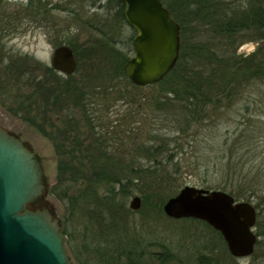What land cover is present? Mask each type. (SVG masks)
Returning <instances> with one entry per match:
<instances>
[{
	"label": "trees",
	"instance_id": "obj_1",
	"mask_svg": "<svg viewBox=\"0 0 264 264\" xmlns=\"http://www.w3.org/2000/svg\"><path fill=\"white\" fill-rule=\"evenodd\" d=\"M1 2L2 0L0 5ZM116 2L120 6L118 14L121 20L126 21L123 14L124 4L120 0ZM162 2L180 25V55L171 72L161 82L151 86L158 89L159 95L149 99L153 111L147 119L155 120L164 116V119L171 121L175 132L149 131L146 138L140 141L139 131L142 126L117 132L113 129L114 126L108 125L96 131V126L101 125H96L92 113L85 116L83 126L82 120L78 119L75 113L80 108L88 113L87 108L93 104L94 100L89 99L90 93L87 92L90 78L81 83L73 80L74 74L62 79L52 67L44 70V76H32V71L29 73V81L35 86L32 94L42 98L45 107L41 111L36 102L31 100L29 103L31 110L27 111L26 119L41 133L48 135V132H52L51 135L55 136L53 137L55 151L59 156L57 168L59 185L64 184L67 189H73L77 193L72 197L67 192L62 194L71 217L75 214L79 216L82 228L81 231H76L78 234L73 231L69 233L65 227L61 231L75 264H86L82 262L81 256L90 261L87 264H150V260L155 257L162 264L182 262L173 253L156 256L155 253H149L150 258L147 256L146 250L159 242L152 241L149 236L145 237L146 234L140 235L136 231L135 227L140 223L131 222L132 211L127 208L125 198L118 199L119 193L116 189L127 197L133 187L141 185L142 209L148 213L143 216L141 228H144L152 215L164 216L165 201L182 188L187 177L192 178L200 174L199 163L204 142L199 138L200 132L188 130L206 120L209 114L217 115L225 107L235 106L243 99L246 91L251 89L252 93L257 92L260 83L264 84V50L257 47L255 51L243 56L237 54V48L234 47L235 44L237 46L251 41L255 43L264 41V0H162ZM92 3L94 6L96 0ZM28 8H32L35 13H30L37 17L48 12L45 6L35 5L32 1L29 2ZM18 20V17L12 20L6 16L0 19L1 64L5 61L2 38L15 34L19 25ZM92 27L95 30L100 29L95 23ZM102 33L104 41L98 40L100 41L98 45L87 46L85 51L94 55L98 53L97 48L100 47L102 51L112 54L110 64L114 78H119L133 88H140L133 85L124 74L123 67L129 59L127 52L117 49L113 38L107 37V32ZM69 46L74 50L78 61L77 49L72 43ZM18 66L20 64L10 60L3 66L4 73L1 75L6 74L7 77V74L17 73L19 80V75L27 71H20L21 66ZM3 81H7V78ZM124 98L127 104L135 105L131 113L136 112V109H142V102L137 98H130L128 93ZM263 103L264 97L258 98L254 95L253 101L247 104L246 111H250L252 105L256 111L258 105ZM210 110L213 112L210 113ZM256 112L260 114L257 119L264 121V112L260 110ZM31 113L42 116L43 125L39 124ZM56 113L64 117L65 123L59 124V121H56ZM149 124L152 125V122ZM109 136L115 140L112 142ZM129 140L133 144L130 145ZM132 145L136 152L135 157L131 156L130 150L127 149ZM243 145H247V142ZM243 145L234 143L230 147L233 148L229 152V162L234 155L238 156H234L235 166L241 161V156L237 152H240ZM250 145L253 147V142ZM140 153L143 159L149 161L148 164H141L136 160ZM225 156L223 153L222 157ZM190 157L195 158V162H190ZM137 182L140 184H136ZM102 187L106 189L105 195L97 193ZM245 193L247 194L241 199L246 201L256 195L253 188ZM234 196L238 199V194ZM150 197L153 199L150 200ZM261 201L255 205L258 209L255 226L259 237L257 248L264 246V218L261 212L264 201ZM96 214L102 215V220H99ZM201 223L219 236L225 247V254H228L220 233L205 222ZM76 237L81 238V246H77ZM230 257L233 259L231 255ZM196 264L218 263L216 260L212 261L208 255H199Z\"/></svg>",
	"mask_w": 264,
	"mask_h": 264
},
{
	"label": "rangeland",
	"instance_id": "obj_2",
	"mask_svg": "<svg viewBox=\"0 0 264 264\" xmlns=\"http://www.w3.org/2000/svg\"><path fill=\"white\" fill-rule=\"evenodd\" d=\"M30 1L35 5L45 6L48 12L38 16L39 18L37 15L31 14L30 12H33V9L28 8ZM99 5L102 7H98ZM0 6L2 7L0 9V19L5 16L8 19L11 17L12 20L15 17L19 18V25L15 34L2 38V52L5 61L3 64L0 63L2 67L0 68V123L10 133L19 137L38 156L44 175L47 200L61 221V231L63 227L69 233L81 231L79 216L77 217L75 214L71 217L66 199L62 198L64 197L63 192H67L70 197L75 195L76 192L73 189H67L64 184L59 185L57 169L59 156L55 151V140H53L55 136L51 135L52 132H48V135L41 133L26 119L27 111L31 110L29 107L31 100L36 102L39 110L42 111L45 107L42 98L32 94L35 86L29 81V73L32 71V76H44V70L51 67L50 59L54 49L59 45L69 46L72 43L74 48L77 49L79 64L73 75V80L81 83L90 78L87 92L90 93L89 99L94 100L93 104L87 108L88 113L83 108L75 113L77 118L82 120L83 126L85 116L92 113L96 125H101L100 127L96 126V131L102 130V126L107 127L108 125L114 126L113 129L117 132H124L126 129L142 126V131H139L140 141L146 138L149 131H175H173L171 121L164 119V116L155 120L147 119L153 111L149 99L159 95L157 88L151 87L152 85L140 88L126 85L119 78H114L111 69L112 54L102 51L100 47L97 48L98 53L94 55L85 51L87 46L98 45V42L104 41L102 32L105 31L107 37L113 38V43L117 49L127 52L129 58L132 56L131 41L135 36V31L126 21L121 20L118 14L120 6L116 0H96L95 7L91 0L87 3L86 0H2ZM93 23L97 24L100 29L95 30L92 27ZM234 47L237 48V54L246 56L255 51L257 47L264 50V41L258 43L251 41L237 46L235 44ZM10 60L20 64V71H27V73L19 75V80H17V73L7 74V77L6 74L1 75V73H4L3 66H6ZM58 76L62 79L68 78L60 73H58ZM4 78H7V81H3ZM259 88L254 93L251 89L246 91L243 99L235 106L225 107L217 115L214 113L209 114L206 120L188 130V132H200L199 138L203 140L204 145L202 144L203 151L199 163L200 174L192 178L187 177L183 181L182 187L191 185L210 190H223L233 195L234 198V195L238 194L236 200H243L241 198L247 194L245 191L249 192L253 188L256 195L248 201L254 205L262 202L261 200L264 201V121L257 119L260 114L256 112L257 110L264 112V103L258 105L256 111L253 105L250 107V111H246V106L253 101L254 95H257L258 98L264 97V84L260 83ZM127 93L130 98H137L142 102V109H140L142 111L136 109V112L131 113L135 105L126 103L124 97ZM121 94L122 96H120ZM29 96H31L30 99L27 98ZM211 112L213 111L210 110ZM31 115L35 116L37 122L43 125L42 116H36L34 113H31ZM55 119L59 121V124L66 121L58 113L55 114ZM149 122H152V125ZM143 126L145 127L143 128ZM85 127L84 129H86ZM47 129L49 130V127ZM130 134L133 138L132 132ZM109 140L113 142L115 139L111 137ZM225 141H227V144H225ZM246 142L247 145H243ZM251 142L254 144L253 147L250 145ZM234 143L243 145L240 152H237L241 156V161L236 166L234 165L235 155L230 162L228 160L230 149L233 148L230 147ZM131 144L133 143L130 142ZM113 146L115 147L116 144H113ZM127 149L130 150L129 154L135 157L136 152L133 145L130 148L127 147ZM223 153L226 154L225 158L222 157ZM136 160L141 164H148L149 162L143 159L141 153ZM190 162H195V158L190 157ZM105 190L102 187L98 189L97 193L105 195ZM116 191L119 193L118 199L125 198L129 210H131L129 202L133 196L143 197L141 185L133 187L127 197L124 194L122 195L120 191L118 192V189ZM149 199L152 200L153 197ZM142 207L143 200L139 210H131V222L140 223L135 227L140 235L146 234L145 237L149 236L152 241L159 242L157 243L158 246L153 245L146 250L148 257L149 253H155V256L156 254L173 253L175 257L182 260V262L172 261L173 264H196L199 255H208L212 261L216 260L218 264H264V246L255 247L254 253L249 257H232L233 259H231V257L229 258V252L226 253L228 256L225 254V247L219 236L199 220H173L165 215L160 217L152 215L153 217L148 218L144 228H141L144 222L143 216L148 215L146 211L143 212ZM261 212L262 218H264V206ZM95 216L102 220V215L96 214ZM71 218L72 220H70ZM132 227L134 226L132 225ZM147 233H150V235H147ZM80 240V237H76L77 246H81ZM155 258L150 260V264H162ZM81 259L86 264L89 261H86V258L82 256Z\"/></svg>",
	"mask_w": 264,
	"mask_h": 264
},
{
	"label": "water",
	"instance_id": "obj_3",
	"mask_svg": "<svg viewBox=\"0 0 264 264\" xmlns=\"http://www.w3.org/2000/svg\"><path fill=\"white\" fill-rule=\"evenodd\" d=\"M126 22L134 29L132 56L123 67L128 80L146 87L161 82L180 55V25L162 0H120ZM50 66L58 73H75L74 50L57 46ZM142 198L129 202L139 210ZM174 220H200L220 233L235 258L254 253L257 209L236 200L223 190L185 185L163 205ZM0 264H75L68 252L61 221L47 200L46 185L38 156L19 137L0 125Z\"/></svg>",
	"mask_w": 264,
	"mask_h": 264
},
{
	"label": "flooded vegetation",
	"instance_id": "obj_4",
	"mask_svg": "<svg viewBox=\"0 0 264 264\" xmlns=\"http://www.w3.org/2000/svg\"><path fill=\"white\" fill-rule=\"evenodd\" d=\"M89 1H90V0H86V3L89 2ZM91 2H92V0H91ZM0 125H1L4 129H6V128L4 127L3 124L0 123ZM6 130H7V129H6ZM7 131H8V130H7ZM8 132H9V131H8Z\"/></svg>",
	"mask_w": 264,
	"mask_h": 264
}]
</instances>
